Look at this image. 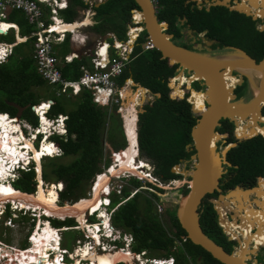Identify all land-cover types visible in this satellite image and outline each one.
Returning a JSON list of instances; mask_svg holds the SVG:
<instances>
[{"label":"trees","instance_id":"trees-1","mask_svg":"<svg viewBox=\"0 0 264 264\" xmlns=\"http://www.w3.org/2000/svg\"><path fill=\"white\" fill-rule=\"evenodd\" d=\"M158 1L159 5L162 6L158 13V19L165 21L169 29L174 26L177 17L186 16L192 28L197 30L209 28L211 30L209 34L221 36L224 43L230 44L233 40L239 42V45L256 60L264 57V32L254 29L250 18L245 17L243 14L230 11L224 7L205 11L204 9L184 5L183 0ZM86 7H88V4L84 0H68L67 7L60 10V14L66 22L71 23L81 18V12ZM135 7L137 8L138 5L134 0H105L99 6L92 7L95 12L93 16L95 23L89 26L86 31L95 35L114 32L117 38L121 39L120 37H125V31L130 25L131 9ZM8 19L18 24L21 37L28 36L33 31V25L27 21L21 11H11ZM228 30L235 31L237 34L245 33V41L240 42L238 36L230 38L225 35L223 37L222 34L228 32ZM145 35L144 33L140 37L139 40L141 42L144 40ZM14 41L15 38L9 43ZM32 42L33 37L29 36L26 40L16 43L6 60L0 62V113H9L11 117L16 116L17 108L8 103L12 101L20 106H26L22 111L21 118L26 119L32 125H37L38 120L33 106L40 101L49 99L51 101L47 114L49 117L56 116L59 113L67 115L65 120L67 134L64 136L53 135L51 137L53 142L62 148L64 154L62 156L45 157L46 161L42 164V178L47 183L54 181L50 189L57 195L58 203L61 201L76 202L80 198L85 197L86 186L90 184L92 178L102 172L104 132L108 117L113 114L109 113L108 107L94 102L92 95L86 88H82L76 95L70 94L71 97L69 98L55 95V90L51 89L36 70L32 59ZM68 51L67 37L58 52L64 54ZM84 61V59H74L72 63L62 64L63 76L68 79H77L81 75L79 66ZM175 67L176 64L173 60L161 58L159 50L155 48L144 50L137 43L133 48L130 61L117 79L118 84L121 86L126 78L131 77L134 81L139 82L151 91L162 93L151 104L146 105L145 110L143 109L144 111L140 113L137 131L138 150L142 156L148 158L154 164V173L159 179L163 180L161 182L176 180L180 177L181 175L172 172L171 168L182 160L190 158L191 152L186 150V145L191 142L190 131L199 116L191 112L190 104L195 108V112H203L201 110L202 103L198 102L194 90L189 96L190 102H187L184 98L182 99V94L177 89L178 85L175 89L179 94H168L169 89L166 81L173 75ZM35 88H43L45 90L43 98H41L40 94H36ZM72 97L75 98V105L67 109L64 98L70 100ZM0 117L4 118V120H0L1 125L9 121V117H4L2 114H0ZM237 127L239 129L252 128L256 130L255 126L250 123L237 124ZM120 129L123 139L118 142L117 146L118 148H123L126 146V139L122 127ZM117 132L118 134H116L120 136V132L118 130ZM236 134L238 136H246L237 130ZM1 136L0 133V139ZM114 138L115 136L108 135L107 132L106 139L112 146ZM13 139L23 138L16 136ZM24 141L28 140L25 138ZM0 153H3L1 149ZM64 156H73V159L65 162L62 158ZM7 157L9 159L12 158L9 153H7ZM146 158L140 159L149 163ZM109 160L106 159V165H108ZM130 182V185L125 186L120 193L124 198L132 195L134 189L143 185H145L144 187L148 194L145 196L141 195L140 192L135 193L123 204L119 205L111 218L116 227L132 233L134 237L132 250L134 252L146 250L152 256H173L175 258L174 264H223L200 245L192 243L189 239L182 241L181 236H186V233L180 226L174 212L169 214L168 217L171 224L170 227H166L155 212L156 208L152 203L153 198L164 197V195H161L164 192H174L177 200H179L181 195L188 191V186L182 190L181 188L184 185L177 187L178 189H169L147 180L142 181L133 178ZM58 184L61 185V189H55ZM13 185L26 193L36 192L38 182L34 170L22 172L21 176L13 181ZM41 186L43 188V185ZM249 192L251 191H247V193ZM120 194H117V196ZM232 194L234 195L232 201L235 203L238 198L240 199L239 194H242V192H234ZM209 196L211 195L207 194L202 200L205 205L200 212L201 228L218 245L230 252L232 241L225 236L219 226L215 208L206 201V197ZM119 202L118 197L114 196L112 198V207ZM251 210L249 209V211ZM219 211L221 213L220 219L224 225L225 218H222L224 209L221 210L220 207ZM259 214L261 213L257 212L256 218H264L263 214ZM249 216L251 214H248ZM24 218L29 220V217ZM48 219L57 228L76 225L73 217ZM241 226H243L246 233L252 228V226L244 223ZM70 231L73 232L72 237L74 239L81 235L79 230L78 236L74 235L75 231ZM230 233L234 235L232 229H230ZM67 238V236H64L65 240ZM176 239L181 241V245L177 247H175ZM245 241H247L248 245V240L245 239ZM256 244L264 245V233L258 236ZM0 249L7 256L6 248L0 245ZM251 251L255 252V248L251 250L246 247L243 252L247 255ZM41 253H36L35 256L40 257L39 260L44 262L46 253L44 255H41ZM6 258L7 264H10L9 261H17L12 256ZM20 260L22 261L23 259Z\"/></svg>","mask_w":264,"mask_h":264},{"label":"built area","instance_id":"built-area-1","mask_svg":"<svg viewBox=\"0 0 264 264\" xmlns=\"http://www.w3.org/2000/svg\"><path fill=\"white\" fill-rule=\"evenodd\" d=\"M84 1L88 4V7L81 12V18L75 21L80 25L75 27L74 29L62 30L60 28V25L69 23H67L63 19L59 12V9L66 7L68 4V0H0V28H2L6 34L10 31L11 26L16 27V30L18 31V27L8 21V17L10 12L13 10L21 11L27 21L33 25V31H31L28 36L23 37V39H26L29 36L33 37L32 59L34 60L36 70L38 74L45 80V82L51 85L52 90H55V95L58 96L62 94H78L81 88H87L90 90L92 94V100L94 102L105 104L111 107L119 103V96L115 94L116 88L118 86L116 83V78L122 74L124 68L126 67V64L130 61L131 55L133 53V48L137 44V40L140 34L144 31L141 25V20L139 19V17H135V15L139 14V10L135 8L132 9L131 24L127 28L126 38L124 40H119L114 33L107 32L104 36L99 35V37H97L93 41V45L89 47L87 46V42L89 41V34L84 29V27H87V25H81V23L83 22V18L87 17V11H90V14L88 15L89 18H92V16L94 15L92 5H94L95 2H102V0ZM4 25L6 26L3 27ZM81 28L82 30H80ZM67 33H69V47L72 49L62 55L58 52L56 46L64 42ZM14 45V42H0V47L3 49V51L1 52L2 55L0 56V62L6 60L7 56L12 52V48ZM140 45L144 50H151L154 48V44L148 36L144 38ZM80 54L90 56V67L88 68L85 64L80 65V69L83 72L77 80L65 78L62 74L60 63L62 61L67 63L71 62L74 57H80ZM48 107L49 102L43 101L38 105V108L35 109V111L39 113L40 117V123L35 127L25 119H18L16 117L9 118L10 120H16L14 121V123H17L18 126L17 134L23 135L21 130L26 131V134L28 136H26L27 139L30 140L34 146L37 142V138L35 137V135L38 132L43 133L44 135L38 143L39 148L41 147V142L43 140L55 144L53 141L49 140V136H47L48 132H44L45 130L49 131L50 126L52 128L51 132L54 130L64 134L66 132L65 119L67 118V115L57 114L55 117H48L47 119H45L43 114ZM44 127L46 129H44ZM19 146H22V144H19ZM26 149L27 148H20L21 152L17 156V158L22 157L23 154L25 155L27 153ZM47 153L44 152L41 156H52L54 154V151L51 153L49 152L48 154ZM116 153L117 152L113 153V155H115ZM31 156L32 155L30 154V157ZM134 158L136 160L137 154L134 155ZM113 160L115 161V158H113ZM134 162L135 161L133 160L132 163ZM120 163L121 160H119V162L115 164L116 166L114 168L122 165ZM23 164L25 163H21L20 166L25 167L23 166ZM143 164H145V167L147 168L150 167L147 163ZM136 168L139 169L141 175L131 173L130 171L122 172L119 175H112L109 169L105 171L106 173L103 172L96 175L90 181L85 198L90 199L91 197H93L95 192L94 184L97 181L98 177L104 174H108V180L105 184H103L102 192L100 194L99 207L101 206V204L103 207L107 203L106 197L109 195V193H121L123 186L127 183L122 179L123 176L131 174L138 179H141L142 181L147 180L148 177H150V173L148 171L142 170L143 166L139 167L136 164ZM34 170L36 172V177L38 174L40 175V172L37 170V165L34 166ZM55 189H61V185L58 184L57 186H55ZM140 189H143V186L135 189L132 195L140 192ZM152 202L157 212L161 213L164 208L163 202L158 198H153ZM56 203L59 204L58 202ZM88 209H86L85 212V224L87 225V230H84L83 227H80L78 225L69 227L65 226L62 229L58 230L62 232V230L64 231L68 229H81L84 234L83 237L85 238V242L81 245L79 241L80 239L77 238V240H75L76 245L74 248L72 247L73 251L71 252L68 251V248H59L58 245L57 249H52L50 247L46 251V261L57 260L56 254L58 253L59 260H57V264H73L76 260H79L80 264H87V262L91 263V261H89L88 259L84 257L81 258L76 254V251L78 249L81 250L82 247L88 246L89 249L95 248V250L100 254L107 252L129 251L131 252V254H129V252L127 253L132 257V259L131 262H128L127 264L175 263V258L173 256L155 257L150 255L145 250H142L140 252L132 251L131 243L133 242V238L131 235H119V231L115 230L110 220H108L100 213L99 208L94 211H91V208L89 210ZM91 217H94L95 219L91 220ZM92 228L95 229L97 238H94L92 234ZM58 238L60 242V236H58ZM181 239L182 241H185L186 236H181ZM180 243L181 241L175 240V247L179 246ZM56 250H58V252L54 254ZM0 256L1 263V260L4 261V259H6V256L1 251V249ZM66 258L68 260H66ZM119 262L120 261H117L114 264H118Z\"/></svg>","mask_w":264,"mask_h":264},{"label":"water","instance_id":"water-1","mask_svg":"<svg viewBox=\"0 0 264 264\" xmlns=\"http://www.w3.org/2000/svg\"><path fill=\"white\" fill-rule=\"evenodd\" d=\"M134 1L140 8L138 13L140 14L139 19L143 22V30L148 34L149 39L154 44V48L161 52V57L171 59L180 64L191 71L193 76L203 77L208 84V89L205 94L206 98L204 100L208 102L209 106L205 108L200 118L191 128L192 143L186 145L188 151L192 150L191 146L195 148L197 153L191 155V158L197 157V162L194 163V168L182 171V176L184 177L181 180L177 179L178 183H175L177 180L171 182L173 187H179L184 184L188 186V191L181 195L177 201L174 214L186 233V239H189L194 244L200 245L219 262L223 264H256L255 261H248V254L246 255L243 252L246 249L247 241L242 240V243L240 240L241 246L232 252H228L204 233L200 225V206L202 199L218 188L221 159L225 155L226 148L221 151L222 157L215 151V141L221 137V133L214 130L215 126L218 125V120L221 118H229L234 122L235 126H237V119H239L241 123H258L259 120H256L262 116L261 109L264 102L260 100L264 98V58L256 62L254 58L242 49L226 48L225 51L219 54L225 58V60L219 61L211 54H205L200 51H194L179 46L163 32L161 27L162 24L158 22L157 13L151 0ZM205 1L209 2V0ZM213 1L214 2H209V5L221 4L220 0ZM254 1L255 0H246L247 3H242L235 7V9L244 12L246 15H253V18L258 14L263 15L264 0H256L255 3ZM103 2L95 3L94 6H99ZM251 6H256V9ZM0 33L5 34L2 28H0ZM234 55H237V57ZM220 68H225L228 72L235 70L240 74H246L249 79V90L252 92L251 97L247 99L241 97L236 98L232 92L233 86L225 88L222 82L221 72L219 71ZM252 69L254 71H251ZM257 71H260L259 76L257 75ZM128 82L132 85L136 84L131 78L128 79ZM137 85L138 89H143L144 91L148 90L140 84ZM126 91L127 88L119 89L123 102L121 106L114 111V114L121 115L124 124L125 119H129L132 114L135 115V122H137L138 113L144 111L141 105L144 103L143 99L146 96V94H144V96L140 94H126ZM188 101L190 102L191 100L188 98ZM8 103L17 108V117H20L22 111L26 108V106H20L12 101ZM128 109H131L130 114H128ZM123 128L124 135L127 137V143H129L125 125H123ZM237 137L241 139L245 136L237 135ZM135 140L137 143V132ZM105 144L109 146L106 140ZM182 161H188V159ZM175 168H178V164H175L171 168V171L175 172ZM227 198V196L220 194L214 206L218 214V223L224 232L226 230L220 220L221 213L219 208L221 207V210L224 209L223 213H225L226 216V212L230 209V207L223 208L227 207L225 204L228 203ZM236 203L237 204L233 206L234 208H243L239 198ZM66 205H68V203L64 202L57 206L63 207ZM232 238H238V236L234 234Z\"/></svg>","mask_w":264,"mask_h":264},{"label":"flooded vegetation","instance_id":"flooded-vegetation-1","mask_svg":"<svg viewBox=\"0 0 264 264\" xmlns=\"http://www.w3.org/2000/svg\"><path fill=\"white\" fill-rule=\"evenodd\" d=\"M151 2L154 5V8L157 13V18H158V13H159V10L162 8V6L159 5L158 0H151ZM209 2H214V1L209 0ZM209 2H206L205 0H201V1L183 0L184 5H189L190 7H197L198 9H204L205 11H210L212 8L224 7L230 11H235L239 14H243L245 17L250 18V20L253 23L254 29L260 32H264V14L263 15L258 14L256 15L255 18H253V15H246L244 12L235 9V7H237L238 5H241L242 3H247L246 0H220L221 4H215V5H209ZM253 7H256V6H252V8ZM132 9H131V16H132ZM135 9L140 10L139 7L137 8L135 7ZM130 22H131V19H130ZM158 22L162 24L161 27L165 35L168 38L170 37V39L175 44L182 46L184 48L190 49V50L200 51L205 54H211L212 56H214V58H216L219 61L225 60L219 54L225 51L226 48H238V49H242L243 51L247 53V51L244 50L239 45V42H237L236 40H233L232 43L227 44V43H224L223 38L221 36H218V35L215 36L213 34H209L211 31L209 28H205L201 30L192 28L186 16L177 17L174 23V26L170 29L168 25H166L165 21H160L158 19ZM142 25H143V22H142ZM247 25H248V21H247ZM144 33L146 34L144 38H146L148 34L146 33L145 30L140 34L139 37H142ZM225 35L229 36L230 38L234 36H238L239 41L243 42L245 41L246 34L245 33L237 34L235 31L228 30V32L222 34L223 37ZM247 54L250 55L249 53ZM261 59L259 60L255 59V61L259 62ZM175 64H176V67L174 68L173 75L169 77L168 80L166 81V85L169 89L168 91L169 95L179 94V92H176L177 90L175 89L177 85H178V88H177L178 91H180L182 94V99L184 98L187 102L193 90L197 94H202V93L206 94V90L208 89V84L206 83L203 77L193 76L191 71H189L188 69L184 68L183 66H181L180 64L176 62ZM219 71L221 72L222 82H223L224 87L227 88V87L233 86L232 92L236 98L241 97V98L247 99L251 97L252 92L249 91V81H248L249 79L246 74H240L239 72L235 70L228 72V70H226L225 68H220ZM263 71H264V67H263ZM129 78L131 77L126 78L124 83L126 82L128 83ZM131 79L132 81H134L133 78ZM134 83L136 84L132 85L128 83V89L126 91L127 92L126 94H142V96H144V94H147L149 97L148 96H147L148 98L145 97L146 99L145 100L143 99L144 103L141 105V108L144 110H145L146 105L151 104L156 97L162 94L161 92H158V91L156 92L151 91L150 89L143 86L139 82L134 81ZM137 84H140L141 86L147 88L148 90L147 91H144L143 89L137 90L138 88ZM149 94H152V95H149ZM198 97H199V100L203 99L201 95H199ZM121 104H122V99L119 98L118 106L115 108L120 107ZM190 105H191L190 107L191 112L195 115H199L197 118L198 120L201 116V113L197 111L195 112V108H193L192 104ZM208 106H209L208 102L204 100L202 102L201 110L203 111ZM140 113L142 112L138 113V119L136 122L137 131H138V121H139ZM261 114H262L261 118H264V105L261 109ZM116 116L121 118L120 114H117ZM120 118H119V122L122 127ZM247 122H250V121H247ZM250 124H253L256 130L263 128L264 119L259 120L258 123L251 122ZM257 124H259L260 127H258ZM108 129L109 127L107 128V130ZM122 130H123V127H122ZM214 130L216 132L221 133V137L217 141H215V144H214L215 151L219 154L220 157H222L221 151L224 148H226V150H225L224 157L221 159L220 176L218 179V188H216L212 193H209V195L211 196L206 197V201L208 203H211L214 208V206L216 205L218 201L219 195L223 194L224 196L228 197L227 198L228 203H226L227 208L230 207V209H233L236 212H238L240 215L247 217L248 220H250L253 223L250 225L252 226V228H250L248 233H246L243 226H241V224L243 223L247 224L246 220L243 221L241 217L235 213V211L229 209L226 212L227 219L224 220V226H225L226 232H224L223 229L222 231L225 234V236L230 241H232V243L230 244V247H231L230 252H232L233 250H236L237 248L241 246L240 240L242 241V240L247 239L248 245H246V247L251 250L255 248V252L251 251L248 253V256H249L248 261L250 262L255 261L256 264H264V255H262L263 256L262 260L258 259L259 250L260 248L264 247V245L256 244V241L258 240V236L263 235L264 233L263 232L264 231L263 230L264 229V218H256L257 212L261 213L259 215H262V214L264 215V132H262L264 131V129L258 131L257 133L253 135L252 134L246 135L241 132L242 134L246 136L244 138L239 139L236 134L237 129H236L234 122H232L229 118H221L218 120V125L215 126ZM239 130H242L244 132L256 131L252 128H244V129H239ZM123 134H124V130H123ZM190 135H191V131H190ZM191 143H192V136H191L190 144ZM109 144L111 145V143ZM191 147H192V150H190L191 154H190L189 159L193 160L192 168H194V163L197 162V157L191 158V155H194L197 152L193 146ZM118 158L119 159L123 158L122 154ZM146 159L147 161L151 163L152 168L154 169V164L151 162V160H149L148 158ZM153 175L154 177H158L155 173ZM180 177H182V175ZM183 188H187V184H185L181 189L183 190ZM234 191L242 192V194H239L240 204H242L243 206L242 209L233 207L235 206V204H237L236 203L237 200L235 201V203L234 201H232V198L234 197L232 193ZM247 191H251V192L247 193ZM161 195L165 196L164 193H162ZM159 199L162 202H165L163 200V197ZM204 205H205V202L201 201L200 212ZM165 209H166V205H165ZM249 209H252L253 211L252 210L249 211ZM248 214H251V216L248 217ZM217 219H218V214H217ZM2 229L6 231L7 229H10V228L5 226V227H2ZM230 229L234 231V234H236L238 238H232L233 234L230 233Z\"/></svg>","mask_w":264,"mask_h":264},{"label":"rangeland","instance_id":"rangeland-1","mask_svg":"<svg viewBox=\"0 0 264 264\" xmlns=\"http://www.w3.org/2000/svg\"><path fill=\"white\" fill-rule=\"evenodd\" d=\"M103 1V0H102ZM94 2V1H93ZM88 27L89 26H87V27H84V29L85 30H87L88 29ZM80 30H82V28L80 29ZM97 37H99V35H95V34H89V41L87 42V46H89V47H91L92 45H93V41L97 38ZM121 39L120 40H123L125 37L124 36H122V37H120ZM140 39V37L138 38V40H137V43H141V41L139 40ZM14 40V32L11 30L10 31V33L8 34V35H0V41H8V42H11V41H13ZM86 47V46H85ZM87 48V47H86ZM71 48H68V50H70ZM127 85V89H128V84H127V82L124 84V86H126ZM35 90V92H36V94H40L41 95V98H43L44 97V94H45V90L43 89V88H35L34 89ZM50 90V89H49ZM137 90H139L138 88H137ZM250 91V90H249ZM251 92V91H250ZM137 93V92H136ZM139 95V94H138ZM142 95V94H141ZM62 96H66V97H71V95L70 94H62ZM148 95L146 94V98H148L147 97ZM68 98H64V103H65V105H67L66 107H67V109H70V108H72L74 105H75V98L74 97H72L70 100L68 99ZM145 98V99H146ZM144 99V100H145ZM150 100H152V99H150ZM123 102V101H122ZM107 107V106H106ZM129 112V111H128ZM126 116H127V114H126ZM119 118L120 117H117L116 115H109V117H108V122H109V126L107 125L106 127H105V134H104V136H107V128L109 127V129H108V135L109 134H111V135H113V136H115V138H114V144H113V147L114 148H118V142H121L122 141V139H123V135H122V131H121V129H120V127H121V125H120V122H119ZM4 120V118H2V117H0V120ZM120 120H121V123H122V127H123V125H125V127H126V130H127V134H128V136H129V138H130V141L129 142H133L134 141V139H133V141H132V137H134L135 138V136L134 135H136V132H137V129H136V126H134V125H132V126H130V127H128L130 124H132L131 122L129 123H126V121H127V119H125V124L123 123V121H122V119L120 118ZM14 125H15V123H14V121H11L10 123H9V125H8V129L7 130H9V132L12 134V138L13 137H16V136H21L20 134H17V130L14 128ZM135 125H136V122H135ZM260 126V125H259ZM117 130L120 132V136H118L117 134H118V132H117ZM123 130H124V128H123ZM117 133V134H116ZM134 134V135H133ZM22 138H23V140H25V138L23 137V136H21ZM127 137H125V139H126ZM104 139H106L105 137H104ZM112 141H113V139H111ZM105 141V140H104ZM27 142V143H26ZM25 142V147L29 144V143H31L30 141H26ZM29 142V143H28ZM117 142V143H116ZM32 144V143H31ZM37 144V143H36ZM128 144L129 143H127V139H126V146H125V148L128 146ZM8 144H5L4 145V143H3V148H2V145L0 146V149L3 151V154H4V150H5V152H8L9 150H8ZM35 149V148H34ZM131 146L129 145V147H128V149H127V152H128V156L127 157H125L126 156V154L124 153L123 154V157H125V160H126V162H124L123 161V158H121L122 159V162L120 163V164H125V165H127V166H129V167H131V168H136V164L139 166V167H141V164H140V162H138L140 159L139 158H146V157H144V156H142L141 155V153L139 152V150H138V152L136 153V154H138V158H136V160H138V161H136L135 160V158H134V155H135V153H134V151L133 152H131ZM137 150V149H136ZM104 152H105V154L107 155V150L106 149H104ZM9 153V152H8ZM17 154V156H18V154H19V151L16 153ZM122 154V153H121ZM121 154L119 155V156H121ZM16 158L17 157H15V159L14 158H12V161H14V162H16L17 160H16ZM63 158V161H65V162H69L71 159H73V156H64V157H62ZM120 159V160H121ZM40 160V159H39ZM43 160V162H45L46 161V158H43L42 159ZM133 160L135 161L134 163H132L133 162ZM192 159H188V161H181L179 164H178V168H175L176 169V171H175V173H178V174H181V175H183L182 174V171L183 170H185V169H192V167H193V160L191 161ZM115 161H113L112 163H114ZM142 165H144V164H142ZM121 166V165H120ZM120 166H119V168H118V172H125V171H130L129 169H121L120 168ZM188 166H189V168H188ZM12 167H13V165H12ZM144 167H145V165H144ZM137 169V168H136ZM144 169V171L147 169L148 170V168L147 167H145V168H143ZM138 170V172H140L139 171V169H137ZM5 171V170H4ZM149 171V170H148ZM131 172V171H130ZM17 173V170L15 171V174ZM131 173H133V172H131ZM120 173H117V174H114L113 173V175H119ZM135 174V173H134ZM151 174H152V179H151V177H149V179L152 181V182H154V183H156V184H158V185H160V186H169L170 188L169 189H176V187H173L172 185H171V182L173 181V180H170V181H166L165 183L164 182H160L159 181V179H156V178H154V173L153 172H151ZM137 175H141V173L140 174H137ZM4 176H5V174H3V173H1L0 172V180H2L3 182L2 183H6V182H4L5 181V178H4ZM38 176H40L39 174H38ZM104 176H107V175H102V176H100V178L99 179H97L98 181H96L95 182V184H94V187H95V189H98V190H96L95 191V193H94V195H93V197H91L90 199H87V203L86 202H82V201H80V200H78V201H76L75 203H76V205H77V203H79V205H80V208L78 209V211L76 212V214L77 213H79V212H84L85 211V209L88 207L87 205H91L92 203H94V201H95V199H96V197H94L95 195L98 197L99 196V194H100V192H101V186L104 184V183H106L107 182V180L105 179L104 181H102V183L100 184V185H97L98 184V182H99V180L102 178V177H104ZM109 176H107V178H108ZM135 177V176H134ZM183 177L184 176H182V177H178L177 179H179V180H181V179H183ZM8 179H11L10 177L8 178ZM123 179H124V177H123ZM156 179V180H155ZM176 179V180H177ZM39 180V179H38ZM10 182H12V184H13V181H14V179H12V180H9ZM1 182V181H0ZM175 183H178V180L177 181H175ZM53 184H54V181H52L51 183H49V184H47L46 186L45 185H43V188H42V181H41V179L39 180V188H38V192L36 193V195H34V196H24L25 198H22V199H20L19 200V202L18 203H23V202H32V204H33V202L36 204V207L35 208H38L37 206H39V208H43L42 206H44L45 207V209H46V211L47 212H50L51 214H53V212H54V215H56V216H53V217H57V215H60V216H58V217H61L62 215H66V214H68V213H66V212H62V211H60L59 213L58 212H55L54 210H52L51 208H49L48 206H46L45 204H44V202L43 201H46L45 199H44V197L45 196H47V195H45L44 194V188H45V190H46V192H47V190H51L50 188H51V186H53ZM97 185V186H96ZM145 185H143V189H140V193H141V195H145L146 196V194H148V193H146V188L144 187ZM172 187V188H171ZM88 188H89V185L88 186H86V192H87V190H88ZM178 189V188H177ZM17 190V192L16 193H13V194H8V195H5V196H3V197H0V201H3V200H5V199H10V200H12L13 198H16V197H18V196H20V195H22V194H25V192L23 193V191H21L20 189H16ZM41 191H42V194L44 195V197H41ZM35 193V192H34ZM30 194H32V193H30ZM48 194V193H47ZM164 194H165V196L163 197V200L165 201V202H163V211L161 212V213H158L157 212V210L155 211L156 212V214L158 215V217H159V219H160V221L166 226V227H170V221H169V214H171V213H173L174 212V209H175V206H176V203H177V198H176V195H175V193L174 192H170V193H165L164 192ZM48 196H50V197H52L55 201L57 200V202H58V199H57V195L56 194H51V195H48ZM82 199H84V198H82ZM91 199H93V201H91L90 202V200ZM15 201V200H14ZM85 201V200H84ZM47 202V201H46ZM80 202H82V203H80ZM75 203H73V204H68V205H66V206H69L68 207V210L70 209V207H72ZM14 205H15V202L13 203ZM16 204H17V202H16ZM87 204V205H86ZM53 205H55L56 207H58L57 206V203H55L54 202V204ZM165 205H166V209H165ZM20 206V205H19ZM21 208H24V207H30L29 209H31V207H33V206H27V205H24V206H20ZM64 207V206H63ZM34 207H33V210L35 209ZM100 208V207H99ZM36 210V209H35ZM39 211V210H38ZM103 211V210H102ZM17 214V215H16ZM101 214L103 215V216H106L105 215V213L104 212H101ZM12 216H10L9 218L7 217V216H5V214H2L1 215V217L2 218H6V220L8 221L9 219L11 220V222L10 223H3L1 226H0V245L1 246H4L5 248H6V251L8 252V254L9 255H11V256H14L13 258H15L16 259V255H19V254H21L23 257V259L24 260H22V261H20V263H26V264H55V261H52V260H49V261H46V258H45V260H44V262H42V260H39L37 257H33V256H27L26 254H28V248L29 247H32V249H33V251L35 252V254L36 253H40V252H42L41 253V255H44V253H46V251L51 247L52 249H57V245H58V240L57 239H59V238H57V237H52L50 234H48V233H45L44 231H43V229H44V227L45 226H47L49 229H54L55 227L50 223V221H49V219L48 218H46V216H43V217H39L38 219H37V221L36 222H31V220H25V218H23V217H20V215L17 213V211H15L14 212V214H11ZM40 215V214H39ZM38 215V216H39ZM73 215V214H72ZM28 216V215H27ZM66 217V216H65ZM71 217H73V216H71ZM74 218V220H77L76 219V217H73ZM93 218V219H92ZM86 219V218H85ZM91 220H94L95 218L94 217H91L90 218ZM83 221V218H81V219H79L78 220V222L80 223V225H78V226H80V227H83V229L84 230H87V228H86V224L84 223V225H82L81 224V222ZM7 224V225H6ZM220 225V224H219ZM5 226H7V227H9L10 229H7L6 231H4L3 229H2V227H5ZM40 227V228H39ZM63 227H65V226H61V229L63 228ZM80 231V233H81V235L80 236H78L79 235V231ZM73 231H75L74 232V235L75 236H78L77 238L78 239H80L79 241H80V244L82 245L84 242H85V238L83 237L84 236V234H83V232L80 230V229H73ZM121 232H125L124 230H121ZM55 234H57L58 236H60V238L62 237V241H61V247L62 248H64V249H66V248H68V251H73V248L75 247V245H76V241L75 240H77V238H73L72 237V234H73V232L72 231H67V230H62V232L61 231H57V232H54V236H56ZM64 236H67L68 238L65 240L64 239ZM51 237H52V239H53V242L54 241H56L55 242V244L53 245H51ZM55 239V240H54ZM47 240H48V242H47ZM133 243L134 242H132L131 243V250H132V246H133ZM247 244V243H246ZM73 247V248H72ZM83 248V247H82ZM72 249V250H71ZM91 251V250H94L98 255H100V256H105V255H108V254H111L112 256H114V262H113V264L117 261V260H120V259H122L123 257H126V256H123V255H119V253L118 252H107V253H104V254H100V253H98L96 250H95V248H93V249H85V251L84 252H86V251ZM146 251V250H145ZM56 252H58V250H56L55 252H54V254L56 253ZM84 252L82 253L83 255H84ZM54 254H53V256H54ZM76 254L77 255H79V250H77L76 251ZM82 255V256H83ZM262 255H264V247H262V248H260V250H259V254H258V259L259 260H262L263 259V256ZM45 256H47V255H45ZM56 256H57V260H59L58 259V253L56 254ZM76 256V255H75ZM80 256V255H79ZM82 256H80V257H82ZM4 260H7V259H4ZM66 260H68L67 258H66ZM122 260H124V261H126V262H131V259H128V257H126V258H124V259H122ZM121 261V260H120ZM3 262V260H1V263ZM198 262V261H197ZM0 263V264H1ZM75 263V262H74ZM81 264H83V263H81ZM87 264H91L90 262L88 263L87 262ZM192 264H194V263H192Z\"/></svg>","mask_w":264,"mask_h":264},{"label":"bare ground","instance_id":"bare-ground-1","mask_svg":"<svg viewBox=\"0 0 264 264\" xmlns=\"http://www.w3.org/2000/svg\"><path fill=\"white\" fill-rule=\"evenodd\" d=\"M255 2V1H254ZM252 7V6H251ZM253 8H255V7H253ZM88 14H90V11H87V17L86 18H84L82 21V23H81V25H83V24H88V22L90 21V19H89V15ZM140 16V14H138V15H135V17L137 18V17H139ZM80 24L78 23V22H73V23H69V24H64V25H60V28L62 29V30H65V29H74L75 27H77V26H79ZM6 25H4L3 27H5ZM3 51V49L0 47V56L2 55V52ZM235 57H237V55H234ZM214 57V56H213ZM216 57V56H215ZM220 59V58H219ZM222 59V58H221ZM225 59V58H224ZM264 65V64H263ZM251 71H254L253 69L251 70ZM238 74V73H237ZM257 75L259 76L260 75V71H257ZM182 79V78H181ZM256 91H258V90H256ZM195 93V96L197 97V100H198V102L199 103H202L203 102V100L206 98V95L204 94V93H202V94H197L196 92H194ZM133 95V94H132ZM199 95H201L202 97H203V99L202 100H199ZM145 99V98H144ZM261 102H264V98H262V100H260ZM205 110V109H204ZM203 110V111H204ZM128 114H130L131 113V109H128ZM0 114H2L4 117H9L10 118V116H8L7 114H5V113H0ZM134 114H132L131 115V117L129 118V119H127V121H126V123H132V124H130L128 127H130V126H132V125H134L135 126V118H134ZM264 118H258L257 120H263ZM9 121L7 122V123H4V124H0V133H1V139H0V146L4 143V145L5 144H8L9 146H8V152H9V155L12 157V158H14L15 159V157H17V152L19 151V154H20V148H30L31 150H32V153H33V157H34V159H35V162H37V170L40 172V176H38L37 175V178H36V180H37V182H38V187H37V190H36V192L35 193H32V194H30V193H26L25 192V194H22V195H20V196H18V197H16V198H13L12 200H10V199H5V200H3V201H0V226L3 224V223H10L11 222V220L9 219L8 221L6 220V218H2L1 217V215L2 214H5V216H7L8 218L10 217V216H12L11 214H14V212L15 211H17V213L20 215V217H29V220H31V222H36L37 221V219L39 218V217H43V216H45V215H49V216H56V215H54V212H53V214H51L50 212H47L46 211V209H45V207L44 206H42L43 208H39V206H37L38 208H35L36 207V202L34 203L33 202V204H32V202H23V203H18L19 202V200L20 199H22V198H25L24 196H34V195H36V193L38 192V188H39V180L41 179V181H42V185H45L46 186V184H49V183H47V182H45L44 180H43V178H42V172H43V168H42V164H43V160L41 161V160H39L40 158H41V155H43V153L44 152H53L54 151V154L52 155V156H50V157H53V156H62L63 154H64V152H63V150H62V148L60 147V146H58V145H56V144H52V143H49V142H47L46 140H43L42 142H41V147L39 148H35L34 147V145L33 144H31V143H29L26 147H25V141L23 140V139H18V140H14L13 138H12V134L9 132V130H7L8 129V125H9V123L11 122V121H16L15 119H8ZM238 120V122H237V124H239V123H241L240 122V120L239 119H237ZM257 126L258 127H260L259 126V124H257ZM14 128L18 131V126H17V123H15V125H14ZM44 129H46L45 127H44ZM236 129L238 130V131H240V132H242V133H244V134H255V133H257L258 131H260V130H262V129H264V127L263 128H260V129H257L256 131H252V132H244V131H242V130H239V128L236 126ZM16 131V132H17ZM46 131V130H45ZM44 131V132H45ZM67 134V130H66V132H65V135ZM21 135V134H20ZM134 135V134H133ZM21 136H23L24 138H26L24 135H21ZM135 136V135H134ZM27 139V138H26ZM22 140V142H21V144H22V146H19V141H21ZM28 140V139H27ZM28 141H30V140H28ZM31 142V141H30ZM27 143V142H26ZM2 148H3V145H2ZM35 148V149H34ZM41 149V150H40ZM8 152H5V150H4V154L3 153H0V172L1 173H3V174H5V176H4V178H5V181L4 182H6V183H2L3 181L2 180H0L1 182H0V197H3V196H5V195H8V194H13V193H16L17 192V188H15V186L12 184V182H10L9 180H12V179H14V180H17L20 176H21V174H22V172H28V171H30V170H32V169H29V168H23V167H19V168H16L15 169V163H17V161L16 162H14V161H12V158L11 159H9L8 157H7V153ZM47 153V154H48ZM135 153V152H134ZM123 154L124 153H122V157H123ZM118 157H120V156H118ZM118 160H116V161H118L119 162V158H117ZM16 160H17V158H16ZM123 160H124V162H126V160H125V157H123ZM41 161V162H40ZM118 162H116V164L118 163ZM121 162H122V159H121ZM10 163V164H9ZM127 163V162H126ZM10 165V167H9V165ZM140 164H141V167L143 166V168H145L144 167V165H142V163L140 162ZM12 165H13V167H12ZM150 167L148 168V170L146 169L145 171H148L149 173H150V177H151V179H152V174H151V172H153V168H152V166L151 165H149ZM115 166H113V167H109L108 169L111 171V174L113 175V173L114 174H117V173H121V172H118V168H119V166L117 167V168H114ZM120 168L121 169H129L131 172H133V173H135V174H140V172H138V170L136 169V168H131V167H129V166H127V165H125V164H123V165H121L120 166ZM12 169H15L14 171L12 170ZM5 170V171H4ZM17 170V173L15 174V171ZM142 170H144V169H142ZM12 172V173H11ZM11 173V175H10V178L11 179H7V177L9 176V174ZM131 177H133V176H131V175H127V176H125L124 177V179L123 180H125L126 182H128V180L131 178ZM100 177H98V179H99ZM135 178H137V177H135ZM155 178V177H154ZM7 179V180H6ZM39 179V180H38ZM107 180L108 178H107V176H104V177H102L100 180H99V182H98V184L97 185H100L101 183H102V181H104V180ZM138 179V178H137ZM141 180V179H140ZM148 181H151L150 179H149V177H148V179H147ZM156 180V179H155ZM98 181V180H97ZM161 182V181H160ZM165 183V182H164ZM105 184V183H104ZM96 185V186H97ZM185 185V184H184ZM103 186V185H102ZM102 186H101V188H102ZM124 187V186H123ZM161 187H164V188H170L169 186H161ZM180 187V186H179ZM177 188V187H176ZM96 190H98V189H95V191ZM99 191V190H98ZM101 192H102V189H101ZM24 193V192H23ZM48 193V194H47ZM95 193V192H94ZM112 193V192H111ZM111 193H109V195L106 197V199H107V203L102 207V204H101V206H100V208H104V207H107V206H110V195H111ZM44 194L45 195H47V196H45L44 197V195L42 194V191H41V197H44V199L47 201H43L44 202V204L46 205V206H48L49 208H51L52 210H54L55 212H60V211H62V212H66V213H68V214H66V215H62L61 217H65V216H74V217H76V219H77V221L79 220V219H81V218H83V221L81 222V224L82 225H84V223H85V218H86V216H85V211H86V209H90L91 211H94V210H96V209H98L99 208V203H100V194H99V196L97 197L96 195L94 196V197H96V199H95V201H94V203H92L90 206L89 205H87L88 207L85 209V211L84 212H79V213H77L76 214V212L78 211V209L80 208V205H79V203H77V205H76V203L72 206V207H70V209L68 210V207L69 206H64V207H56L55 205H53L54 204V202L56 203L57 202V200L55 201L52 197H50V196H48V195H51V190H47V192H46V190H45V188H44ZM120 194V193H119ZM120 196V195H119ZM20 198V199H19ZM15 200V201H14ZM85 200V201H84ZM80 201H82V202H86L87 203V199H81ZM91 201H93V199H91L90 200V202ZM15 202V205L13 204ZM16 202H17V204H16ZM82 202H80V203H82ZM225 203V202H224ZM226 204V203H225ZM24 206V205H27V206H33L35 209L33 210V207H31V209H29L30 207H24V208H21L20 206ZM99 208V209H100ZM88 209V210H89ZM39 210V211H38ZM100 211V210H99ZM114 211V209H112V211L110 212V214L109 213H107V212H104L105 213V215L107 216H104V217H106L108 220H110L111 221V213ZM235 211V210H234ZM101 213V212H100ZM235 213L236 214H238L240 217H241V219L243 220V221H245L246 220V223H247V225H251V224H253L250 220H248V218L247 217H244V216H242V215H240L238 212H236L235 211ZM40 214V215H39ZM73 214V215H72ZM17 215V214H16ZM28 215V216H27ZM39 215V216H38ZM104 215V214H103ZM57 216H60V215H57ZM46 218H48L47 216H46ZM223 218H225V219H227V217L225 216V214L223 215ZM80 224V223H79ZM7 225V224H6ZM89 226V225H88ZM113 226V225H112ZM90 227V226H89ZM114 227V226H113ZM40 228V227H39ZM91 228V227H90ZM61 229V227H55L54 229H49L47 226H45L44 227V229H43V231L45 232V233H48V234H50L52 237H57L58 238V236H57V234H55L56 236H54V232H57L58 230H60ZM114 229L115 230H118L119 231V235H121V236H124V235H127L125 232H121L119 229H117V228H115L114 227ZM92 234H93V236H94V238H97V235H96V233H95V229L94 228H92ZM52 237H51V245L53 244H55V242L56 241H54L53 242V239H52ZM133 238V237H132ZM55 240V239H54ZM58 241L57 242H59V239H57ZM61 241H62V237H61ZM133 242H134V240H133ZM257 247V246H256ZM85 249L87 250V249H89V247L88 246H84L83 248H81V250L80 249H78L79 250V255L80 256H82L83 254V252L85 251ZM133 251V250H132ZM127 252H129V251H127ZM127 252H124V251H118V253H119V255L121 256V255H123V256H126V257H128V259H132V257L129 255V254H131V252H129V254L127 253ZM39 254V253H38ZM102 254H104V253H102ZM6 257H9V256H11V255H9L8 254V252L6 253ZM27 256L29 255V256H33V257H37V256H35V252L33 251V249H32V247H29L28 248V254H26ZM39 256V255H38ZM12 257H14V256H12ZM23 256L21 255V254H19V255H16V259H17V261H9L10 262V264H22V263H20V259H23L22 258ZM86 258V259H88L89 261H91V264H113V262H114V256H112L111 254H108V255H105V256H100V255H98L94 250H91V251H86V252H84V255L81 257V258ZM126 257H123L122 259H124V258H126ZM155 257H167V256H155ZM38 258V257H37ZM40 258V257H39ZM38 258V259H39ZM7 259V258H6ZM122 259H120V260H122ZM24 260V259H23ZM120 260H117V261H120ZM116 261V262H117ZM124 261V260H123ZM7 262V260H4L1 264H5ZM126 262V261H125ZM58 262H57V260H55V264H57ZM89 263V262H88ZM7 264V263H6ZM73 264H80L79 263V260H76L75 261V263H73Z\"/></svg>","mask_w":264,"mask_h":264},{"label":"clouds","instance_id":"clouds-1","mask_svg":"<svg viewBox=\"0 0 264 264\" xmlns=\"http://www.w3.org/2000/svg\"><path fill=\"white\" fill-rule=\"evenodd\" d=\"M105 1V0H104ZM103 2V1H102ZM68 3V2H67ZM95 3H99V2H95ZM94 3V4H95ZM68 5V4H67ZM94 5H92V7H93ZM67 7V6H66ZM66 7H64V8H62V9H65ZM87 8V7H86ZM62 9H59V12H60V10H62ZM93 9V8H92ZM140 11V10H139ZM94 12V11H93ZM94 14H95V12H94ZM94 16V15H93ZM93 16H92V18H89L90 19V21L88 22V24H85V25H87V26H91V25H93L94 23H95V21L93 20ZM64 19V18H63ZM84 19V18H83ZM8 21H9V19H8ZM76 21V20H75ZM75 21H73V22H75ZM9 22H11V23H13V24H15L17 27H18V29H19V26H18V24L17 23H15V22H13V21H9ZM73 22H71V23H73ZM67 23H69V22H67ZM130 24H131V22H130ZM142 25V24H141ZM142 27H143V25H142ZM13 31L14 32V38H15V41H14V43L16 44V41L18 40V39H21L22 41H24V40H26V39H23V37H25V36H23V37H21L20 36V34H19V30H18V34H19V38L17 37V32H16V27H14V26H11L10 27V31ZM10 31L6 34H1L0 33V35H8L9 33H10ZM86 31V30H85ZM127 31V30H126ZM126 31H125V38H126ZM16 32V33H15ZM88 33V32H87ZM112 33H114V32H112ZM89 34V33H88ZM115 34V33H114ZM67 36H66V38L68 37V48H70L69 47V33H67L66 34ZM105 35V34H104ZM104 35H101V36H104ZM116 35V34H115ZM117 37V36H116ZM66 38H65V40H66ZM124 38V39H125ZM119 39V38H118ZM123 39V40H124ZM64 40V41H65ZM120 40V39H119ZM0 42H5V41H0ZM21 42V41H20ZM9 43V42H8ZM13 43V42H12ZM18 43V42H17ZM64 43V42H63ZM62 45V43L61 44H59V45H57L56 46V49H59L60 48V46ZM141 46V45H140ZM14 47V46H13ZM13 49V48H12ZM72 49V48H71ZM70 49V50H71ZM154 49V48H153ZM69 50V51H70ZM68 51V52H69ZM67 53V52H66ZM11 54V53H10ZM9 54V55H10ZM65 54V53H64ZM64 54H62V55H64ZM8 55V56H9ZM74 59H80V60H85L84 62H82L80 65H82V64H85L88 68L90 67V56H88V55H85V54H80V57H74L73 59H72V61L71 62H64V61H62L61 63H60V68H61V71H62V64L64 65V64H69V63H72L73 62V60ZM131 59V58H130ZM3 61H5V60H3ZM3 61H1V62H3ZM79 69H80V66H79ZM125 69V68H124ZM81 70V69H80ZM82 70H81V74H82ZM123 73V72H122ZM120 76V75H119ZM118 76V77H119ZM80 77V76H79ZM78 77V78H79ZM118 77L116 78V83H117V88H116V91H115V94H117L118 96H119V98H121V95H120V92H119V89L120 88H122V89H124V88H127V85L126 86H124V84L123 85H119L118 84V81H117V79H118ZM77 78V79H78ZM77 79H71V80H77ZM129 83V82H128ZM127 83V84H128ZM49 85V84H48ZM50 87H51V85H49ZM51 89H52V87H51ZM82 89V88H81ZM80 89V90H81ZM87 89V88H86ZM89 90V89H88ZM80 92V91H79ZM89 92H90V90H89ZM90 94H91V92H90ZM72 95H76V94H72ZM92 95V94H91ZM122 99V98H121ZM44 102H49V107L46 109V111H45V113L43 114V116H44V118L45 119H47L49 116L47 115L48 114V110L50 109V103H51V101L49 100V99H45V100H43ZM43 101H40L39 103H37V104H35L34 106H33V110H34V112H35V115L37 116V120H38V123H37V125L40 123V117H39V113H37L36 111H35V109H37L38 108V105L41 103V102H43ZM97 103V102H96ZM98 104H100V103H98ZM100 105H102V106H107L108 107V109H109V113H113L114 114V111L115 110H117V108H114V107H117L118 106V104H116V105H113V106H108V105H105V104H100ZM5 114H7L8 116H10V114L9 113H5ZM59 114H64V113H59ZM114 115H116V114H114ZM18 118V119H24V118H21V116L20 117H17V116H14V117H11L10 116V118ZM53 117H55V116H53ZM50 118H52V117H50ZM17 119V120H18ZM67 119V118H66ZM65 119V120H66ZM26 120V119H25ZM31 124V123H30ZM109 124V122L107 121L106 122V126ZM32 125V124H31ZM37 125H32V126H37ZM65 125H66V122H65ZM51 130H52V128H51V126H50V130L49 131H45L46 133L48 132V135L47 136H49V140L50 141H53L52 139H51V137L53 136V135H59V136H64L65 134L64 133H59V132H57L56 130H54V131H52L51 132ZM22 131V134L26 137L27 136V134H26V131H23V130H21ZM44 134L43 133H37L36 135H35V137L37 138V144L35 143V148L37 149L38 148V143H39V141H40V139L42 138V136H43ZM28 137V136H27ZM26 137V138H27ZM105 138H106V136H104ZM104 140H106L107 141V139H103V141ZM21 142H22V140H21ZM21 142H19L20 144H21ZM55 143V142H54ZM117 149H122V148H117ZM27 150V153L26 154H28V155H24L23 154V156L22 157H18L17 159V163H15V169L16 168H19V167H21L20 166V164L21 163H25V164H23V166H25V167H23V168H29V169H32V170H34V166L35 165H37V162H35V159H34V157H33V153H32V151L30 150V148H27L26 149ZM21 152V151H20ZM30 154L32 155L31 157H30ZM19 155V154H18ZM45 157H50L49 155H46V156H41V158H40V160L42 161V159L43 158H45ZM40 161V162H41ZM9 165V164H8ZM9 167H10V165H9ZM15 169H12L13 171L15 170ZM34 172H35V170H34ZM12 173V172H11ZM11 173L9 174V176L7 177V179L10 177V175H11ZM35 177H36V172H35ZM37 178V177H36ZM94 178V177H93ZM92 178V179H93ZM6 179V180H7ZM84 199H86L85 197H83ZM80 199H82V198H80ZM79 199V200H80ZM159 199V198H158ZM68 203V204H73V203H75V202H71V201H61L59 204H57V205H61V204H63V203ZM153 203V202H152ZM86 212V211H85ZM45 216H47L48 218H59V219H63V218H65V217H51V216H49V215H45ZM76 221V225H79V222L77 221V220H75ZM75 226V225H74ZM66 227H69V226H66ZM68 230H73V229H68ZM81 230V229H80ZM82 231V230H81ZM176 240H178V239H176ZM243 243V242H242ZM180 245H181V243H180ZM58 247L60 248L61 247V241L60 242H58ZM119 263H124V264H127L128 262H125V261H120ZM118 263V264H119Z\"/></svg>","mask_w":264,"mask_h":264},{"label":"crops","instance_id":"crops-1","mask_svg":"<svg viewBox=\"0 0 264 264\" xmlns=\"http://www.w3.org/2000/svg\"><path fill=\"white\" fill-rule=\"evenodd\" d=\"M86 24V23H85ZM16 32H17V37L19 38V34H18V31L16 30ZM15 32V33H16ZM20 41H22L21 39H18L17 41H16V43L17 42H20ZM141 95V94H140ZM126 132H127V130H126ZM129 137V136H128ZM133 139H134V141H133ZM129 141H130V138H129ZM132 141L133 142H129V144H128V146L125 148V147H123L121 150H118L117 148H114L112 145H110L109 144V146H107L106 144H105V141H103V145H104V149H106L108 152H107V155L105 154V152H104V162H103V164H102V172L101 173H106L105 171H107L108 170V168L111 166V167H113V166H116L115 164H116V159L118 158V156L121 154V153H125L126 154V156L125 157H127L129 154H128V152H127V149H128V147H129V145L131 146V152H135V154L138 152V145H137V143H136V140H135V138L134 137H132ZM109 143V142H108ZM137 149V150H136ZM115 152H117L115 155H113V153H115ZM137 156H138V154H137ZM113 158H115V162L114 163H112L114 160H113ZM138 158V157H137ZM106 159H110L109 160V163H108V165H106ZM140 159V158H139ZM142 164L143 163H147V164H149V165H151V163L149 162H143L141 159L139 160ZM145 165V164H144ZM152 166V165H151ZM153 173H154V170H153ZM100 174V173H99ZM98 175V174H97ZM104 175H107L108 176V174H104ZM131 175V174H130ZM131 176H133V177H131L129 180H128V182L124 185V187L125 186H128V185H130V181H131V179H133V178H135L134 177V175H131ZM123 177H125V176H123ZM122 177V178H123ZM156 179H159V178H157V177H155ZM135 179H137V178H135ZM148 181V180H147ZM159 181H161L160 179H159ZM150 182H152V181H150ZM152 183H154V182H152ZM154 184H156V183H154ZM47 185V184H46ZM158 185V184H157ZM160 186V185H159ZM123 187V188H124ZM123 188H122V190H123ZM102 189V188H101ZM135 190V189H134ZM134 190H133V192H134ZM122 192V191H121ZM132 192V193H133ZM51 194H55V192L54 191H51ZM100 194H101V192H100ZM114 196H116V197H118V199L120 200V202L119 203H117L114 207H112V198L114 197ZM132 195H130L129 197H127V198H124L123 197V195L122 194H120V196L118 195L117 196V194H115L114 192H112L111 193V195L109 196L110 197V206H107V207H104V208H100L99 210H100V212H107V213H109L110 214V212L112 211V209H114V211L119 207V205L120 204H123L126 200H128L130 197H131ZM103 210V211H102ZM113 211V212H114ZM113 212L111 213V216H112V214H113ZM107 217V216H106ZM111 224L115 227V228H117V229H119L120 231L122 230L121 228H118V227H116L114 224H113V222H112V218H111ZM125 233L127 234V235H131L132 237H133V235H132V233H130V232H126L125 231ZM133 240H134V237H133Z\"/></svg>","mask_w":264,"mask_h":264}]
</instances>
